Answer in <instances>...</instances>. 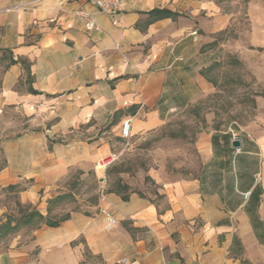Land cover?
<instances>
[{
  "label": "crops",
  "instance_id": "obj_1",
  "mask_svg": "<svg viewBox=\"0 0 264 264\" xmlns=\"http://www.w3.org/2000/svg\"><path fill=\"white\" fill-rule=\"evenodd\" d=\"M215 9L213 0H125L110 15L92 0H0V187L33 179L18 201L45 218L55 183L70 167L99 174L124 121L135 137L159 131L193 102L180 94V69L196 89L205 85L192 61L203 55L195 27ZM79 11L93 14L99 30L87 31ZM218 133H199L191 150L152 151L139 178L159 187V199L107 192L90 213L72 211L26 238L11 222L17 232L0 238V264H263L262 149Z\"/></svg>",
  "mask_w": 264,
  "mask_h": 264
},
{
  "label": "rangeland",
  "instance_id": "obj_2",
  "mask_svg": "<svg viewBox=\"0 0 264 264\" xmlns=\"http://www.w3.org/2000/svg\"><path fill=\"white\" fill-rule=\"evenodd\" d=\"M213 2L217 9L212 18L207 20L205 13L201 14L200 20L196 21L194 36L200 39L196 43L201 45L203 55L192 61L194 66L202 68L199 79L205 85L197 84L196 89L180 69V94L188 95L193 102L184 104L178 112L170 115L167 124L157 132L143 137L132 136L129 140L112 136L111 155L101 157L97 165L99 174L77 166L70 167L55 183L59 195L49 201L45 218L35 216L29 223L19 221L22 214L39 213L37 206L21 205L18 201L19 192L26 190L33 179L25 178L15 186L0 187V209L5 208L4 215L10 217L12 223L19 221L25 238L31 234V229L49 221H59L72 211L90 213L107 192L121 191L123 184L130 191L151 194L159 199V187L151 183L149 177L144 184L139 178L153 165L152 151L160 145L166 151L178 146L182 150H191L188 145L194 144L197 135L204 131L218 130L221 133L218 135L228 132L243 140L250 139L251 143L261 147L264 162V0ZM193 49L190 46L186 51L191 53ZM2 138L8 137L4 135ZM113 156L117 159L105 167ZM3 165L5 158L0 149V168ZM260 217L264 219V200ZM16 232L0 224V238L11 239ZM85 256L88 261L92 260L89 251L85 250Z\"/></svg>",
  "mask_w": 264,
  "mask_h": 264
},
{
  "label": "built area",
  "instance_id": "obj_3",
  "mask_svg": "<svg viewBox=\"0 0 264 264\" xmlns=\"http://www.w3.org/2000/svg\"><path fill=\"white\" fill-rule=\"evenodd\" d=\"M125 0H92L93 5L96 7L98 11L108 13L110 15H117L124 5ZM77 18L84 22L85 28L89 32H95L99 30V26L96 23L93 14L86 11H79L76 14ZM132 124L130 120L124 121L121 127V137L125 140H129L132 137ZM240 149H237L239 152ZM116 158L111 159L107 163H105V167L111 165ZM245 198L250 195V192L243 194ZM105 197V196H103ZM106 217L109 220V224L115 223V220L111 216L110 213L105 212Z\"/></svg>",
  "mask_w": 264,
  "mask_h": 264
},
{
  "label": "trees",
  "instance_id": "obj_4",
  "mask_svg": "<svg viewBox=\"0 0 264 264\" xmlns=\"http://www.w3.org/2000/svg\"><path fill=\"white\" fill-rule=\"evenodd\" d=\"M155 12H157V11L155 10V11H152L151 13L153 14ZM158 12L163 13V15H164L163 17H171V16L175 17V16H177L176 14H173V13H171L169 11H165V10L158 11ZM16 62L17 61H12V63H16ZM146 180H148V177H146ZM133 192H135V191H133ZM109 193H116L118 195H121L124 200H127L129 198L130 188L126 184H123L122 187H121V191L110 190ZM35 216H38L39 218H44L40 213H38L36 211H31L29 213L22 214L19 221H22L24 223H29L30 221L33 220V218ZM69 218H70V214L66 215L64 218H62L59 221H52V222L49 221L47 223V225L50 226V227H58L62 222L68 220ZM5 226L7 228L15 229L18 226V224H16L15 227L12 228L11 227V220L8 219Z\"/></svg>",
  "mask_w": 264,
  "mask_h": 264
},
{
  "label": "water",
  "instance_id": "obj_5",
  "mask_svg": "<svg viewBox=\"0 0 264 264\" xmlns=\"http://www.w3.org/2000/svg\"><path fill=\"white\" fill-rule=\"evenodd\" d=\"M231 145L234 149H241L242 147V142L240 139H233L232 142H231Z\"/></svg>",
  "mask_w": 264,
  "mask_h": 264
}]
</instances>
